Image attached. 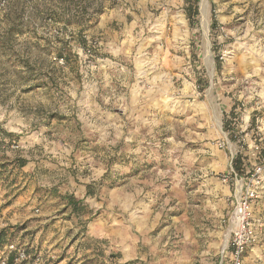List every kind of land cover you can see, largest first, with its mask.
<instances>
[{
  "label": "rangeland",
  "instance_id": "374dc122",
  "mask_svg": "<svg viewBox=\"0 0 264 264\" xmlns=\"http://www.w3.org/2000/svg\"><path fill=\"white\" fill-rule=\"evenodd\" d=\"M200 3L189 20L184 0H0V130L19 143L0 151V239L43 264H97L101 242L113 264L219 260L217 144L229 117L264 120V0H207V33ZM257 243L243 264H264Z\"/></svg>",
  "mask_w": 264,
  "mask_h": 264
},
{
  "label": "built area",
  "instance_id": "2783aa9c",
  "mask_svg": "<svg viewBox=\"0 0 264 264\" xmlns=\"http://www.w3.org/2000/svg\"><path fill=\"white\" fill-rule=\"evenodd\" d=\"M230 121L229 130L217 144V147L227 151V169L219 174V178L230 183L233 201L226 219L228 233L219 264H243L245 253L257 243L258 233L264 228V215L255 212V206L264 192V120L256 118L253 126L247 125L242 130L233 129L234 118ZM18 146L16 140H6L3 134L0 135V151ZM239 155L245 156V159L237 170L234 160ZM47 257L54 259L53 255ZM43 261L41 254H33L14 241L0 244V264H43Z\"/></svg>",
  "mask_w": 264,
  "mask_h": 264
},
{
  "label": "crops",
  "instance_id": "0c3cea01",
  "mask_svg": "<svg viewBox=\"0 0 264 264\" xmlns=\"http://www.w3.org/2000/svg\"><path fill=\"white\" fill-rule=\"evenodd\" d=\"M170 12V8H168L167 10H163L160 15L157 17V23H156V26L159 27V29H164L166 28V24L168 23V25H170L169 27L170 28H173V35H174V25H175V22H176V15L179 14L178 12L176 14H173V15H169L168 13ZM167 13V14H166ZM172 13V12H171ZM181 16L183 17L184 19V23L183 25L185 24V18H184V15L182 13H180ZM171 16V18L169 17ZM123 19V18H122ZM182 29V27H181ZM230 110H226L225 113H228ZM3 154H0V169H6L7 165H4L3 166V163L6 159H3L2 156ZM219 163V166L221 168L224 167V171H226L227 169V165H228V156H227V151L224 152V156L222 158H220V160L218 161ZM10 167V166H8ZM22 171H19L18 172V176L17 178H23V177H20L22 175ZM29 177V176H28ZM25 179H27L25 177ZM228 183V182H227ZM18 184V182H15L13 183L11 186H9L8 190L15 187L16 185ZM221 190H220V193L221 195H227L229 198H230V203H231V207H233V201H232V198H231V185L230 183H228L227 185H222L221 187ZM15 192V189L12 191V193L9 194L12 195L13 193ZM8 198V197H7ZM3 199V196H1L0 194V202H3L2 201ZM14 204L11 205V207L13 206ZM231 212V211H230ZM230 212H228V214L223 218V222H224V225L227 227L226 225V219L228 217V215L230 214ZM255 212L256 213H259V214H263L264 212V192L260 198V200L258 201L257 205L255 206ZM260 234V235H259ZM258 235L260 236L259 239H258V243L259 241L261 240L262 237H264V228L262 230H260V232L258 233ZM227 236V235H226ZM226 236H225V239H226ZM94 239H100L101 241H105V238H102L99 237V236H95ZM224 239V241H225ZM257 243V244H258ZM101 246L100 248H98V246ZM83 253H87L85 254L86 257L88 258H92L97 264H113V259L112 258H109V251L106 249V245L102 242L101 244H96L93 246H91L90 248H86L84 247L83 249ZM219 257V256H218ZM220 260V258H219ZM217 261L215 264H219L220 261ZM81 260H79L78 262L76 263H79ZM63 262H56V263H53V264H62ZM224 264H227V262H225Z\"/></svg>",
  "mask_w": 264,
  "mask_h": 264
},
{
  "label": "trees",
  "instance_id": "16d2710c",
  "mask_svg": "<svg viewBox=\"0 0 264 264\" xmlns=\"http://www.w3.org/2000/svg\"><path fill=\"white\" fill-rule=\"evenodd\" d=\"M185 1V4H186V8H185V11H186V14H187V18L190 20V17L191 16H194V15H197L198 13V6H197V0H184ZM218 64H219V61L217 60ZM233 112H230V114H232ZM232 119V118H230ZM230 119L228 118L225 122H224V129L226 131L229 130V122ZM3 133V131L0 130V135ZM18 143V142H17ZM19 144V143H18ZM245 159V156H242V155H239L236 157V159L234 160V167L235 169L239 170V167H240V164L242 163V160ZM24 166V162L20 164V167L22 168ZM4 169H0V171H2ZM1 183V182H0ZM10 185L13 184V182L9 181L8 182ZM81 203V201L79 200H75V198L69 196L67 198V205L71 207V210L73 212H77L79 211L78 209V205ZM10 240V239H9ZM8 239H0V244H4L5 242H9Z\"/></svg>",
  "mask_w": 264,
  "mask_h": 264
},
{
  "label": "bare ground",
  "instance_id": "6f19581e",
  "mask_svg": "<svg viewBox=\"0 0 264 264\" xmlns=\"http://www.w3.org/2000/svg\"><path fill=\"white\" fill-rule=\"evenodd\" d=\"M207 0H201L200 7H201V22L202 25L204 26L205 33H207ZM206 44V43H205ZM205 48L207 50L208 46L207 44L205 45ZM207 52V51H206Z\"/></svg>",
  "mask_w": 264,
  "mask_h": 264
}]
</instances>
